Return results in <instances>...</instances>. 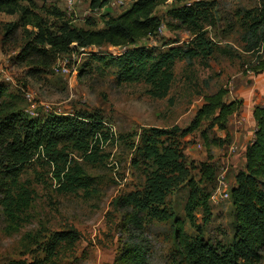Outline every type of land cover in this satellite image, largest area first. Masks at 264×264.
Returning <instances> with one entry per match:
<instances>
[{
	"label": "rangeland",
	"instance_id": "obj_1",
	"mask_svg": "<svg viewBox=\"0 0 264 264\" xmlns=\"http://www.w3.org/2000/svg\"><path fill=\"white\" fill-rule=\"evenodd\" d=\"M74 1L70 6L68 0H21L30 13L27 18L21 13L0 12V86L6 89L0 99V113L5 116L11 111L29 121L88 115L102 121L107 139L98 136L81 147L59 146L62 154L56 160L40 148L16 180L0 183V264H30L35 257L45 259L52 235L69 229L79 233V240L73 250L58 252L48 264H116L129 244L142 245L146 264H188L177 246L176 219L183 223L190 241L203 239L230 246L234 240V208L231 198L222 196L231 192L237 173L245 166L242 159L232 163L237 154L230 150V139L228 145L208 148L202 136L206 131L211 139H225L230 135L229 123L227 130H221L210 119L198 131H183L190 127L205 97L220 89L229 92L227 103H241L237 116L263 104L262 100L245 105L250 97L259 99L256 92L264 95V74L259 77L263 71L256 68L261 57L264 60V42L251 49L256 42L251 37L253 24L259 28L264 21V0H191L211 3L216 19L213 26H205L195 35L168 26L175 24L167 14L172 4L160 6L156 13L164 25L161 32L138 44L155 56L151 64L171 47L198 51L204 47L205 51L191 61L175 60L174 79L164 97L158 96L155 86L145 79L122 80V65L107 55H120L118 48L91 47L46 60L21 56L37 32L38 19L57 31L61 20L54 13L59 11L66 13L65 20L73 27L100 30L107 14L120 15L134 0H109L101 10L91 7L92 0ZM259 32L263 36L261 28ZM27 94L35 103L34 113L29 110ZM149 143L160 152L174 144L183 152L187 165L216 166L214 186L202 180L198 169H190L189 177L195 180L202 198L205 191L211 194L210 216L204 214L201 201L190 205L192 191L185 181L159 205L163 213H145L142 230L126 226L127 212L115 210L112 203L131 192L146 190L147 180L156 169L143 154ZM70 173L77 177L72 184L65 180ZM7 198L12 199L10 211L2 203ZM190 206L194 207L192 211ZM260 264H264V258Z\"/></svg>",
	"mask_w": 264,
	"mask_h": 264
},
{
	"label": "trees",
	"instance_id": "obj_2",
	"mask_svg": "<svg viewBox=\"0 0 264 264\" xmlns=\"http://www.w3.org/2000/svg\"><path fill=\"white\" fill-rule=\"evenodd\" d=\"M21 0H0V12L15 15L22 14V18L29 16V11L21 4ZM109 0H92L94 10L105 9ZM172 4L168 16L175 22L168 23L173 30L186 29L193 35L200 34L205 26H213L215 17L212 4L207 1L191 0H134L130 7L118 16L107 14L104 28L90 30L73 27L66 19V13L55 11L54 15L61 20L57 31L47 28L38 19L36 34L23 49L21 56L31 58L38 56L59 58L61 55L86 50L91 47L104 48L107 46L126 49L120 55L107 54L111 60L122 65L121 77L124 81L133 82L145 79L152 83L158 96L167 95L174 79L173 63L177 59L193 60L202 52L204 47L173 48L169 53H163L153 65L155 56L147 47L138 46L139 42L156 37L163 28L162 19L157 15L160 6ZM264 5V4H263ZM264 20V8H263ZM261 22V21H260ZM259 22V24H260ZM251 37L256 39L254 48L259 42H264V21L259 28L253 24ZM209 54V52H208ZM260 71L264 70V60L261 57ZM228 91L220 89L216 93L206 96L204 104L198 110L190 127L183 134L201 129L203 124L212 119L221 130H227L228 123L241 108L239 101L226 102ZM6 94V89L0 86V99ZM253 116L256 121V131L252 143L246 150V164L244 169L236 175V184L231 190L230 198L234 208V240L230 246L220 243L214 245L203 239L190 241L184 225L179 219L175 223V237L177 246L188 264H260L264 258V104L254 108ZM102 121L90 118L88 115L50 116L43 121L27 120L17 117L9 111L5 116L0 113V183L4 179L16 180L18 172L32 159L33 152L43 148L56 160L61 155L59 146H84L98 136L107 139ZM203 139L208 148L230 144V137L225 139L210 138L206 131H202ZM144 156L152 160L156 169L147 180L144 192H131L116 198L112 205L115 210L126 211L125 223L140 231L144 228L145 213H155L157 216L164 211L159 205L164 204L167 194L175 187L187 181L191 189L190 205H199L204 214L210 216L209 200L211 194L204 192L201 197L194 179H189L190 169H198L202 180L207 185L214 186L217 168L214 164L200 163L194 167L186 163L183 152L174 144L162 148L161 152L150 143L145 145ZM54 156H56L54 158ZM59 179L60 176H58ZM67 183L77 180L76 173L65 177ZM1 186V185H0ZM26 197V194H24ZM27 198V197H26ZM202 198V199H201ZM11 198L2 203L10 211ZM192 211L194 207L191 208ZM79 233L74 229L56 232L46 248V258L35 257L30 264H48L55 254L62 250H73L79 240ZM146 252L142 245L129 244L123 249L116 264H146ZM10 264H26L12 262Z\"/></svg>",
	"mask_w": 264,
	"mask_h": 264
},
{
	"label": "crops",
	"instance_id": "obj_3",
	"mask_svg": "<svg viewBox=\"0 0 264 264\" xmlns=\"http://www.w3.org/2000/svg\"><path fill=\"white\" fill-rule=\"evenodd\" d=\"M263 74L264 70L263 73L259 75V77H261ZM255 96L259 99L253 101L252 97H250V101H246L245 105L248 106L249 103L258 104L260 101H264V95L260 97L256 92ZM253 111L254 108L251 110L248 109L238 116L235 114L233 117H231L229 122V127L231 128L229 137L230 141L232 142L231 144L235 145L238 149L236 153L237 155L231 159L232 163L242 162L243 160V165L245 166L246 164V150L250 143H252L256 131V121L253 117ZM245 116L247 119H245Z\"/></svg>",
	"mask_w": 264,
	"mask_h": 264
},
{
	"label": "built area",
	"instance_id": "obj_4",
	"mask_svg": "<svg viewBox=\"0 0 264 264\" xmlns=\"http://www.w3.org/2000/svg\"><path fill=\"white\" fill-rule=\"evenodd\" d=\"M69 1V4H70V6H74V3H75V1L74 0H68ZM121 4H123V3H121ZM162 30V29H161ZM119 49V51L122 53V52H124L126 49L124 48V49H120V48H118ZM65 72H67V69H66V67L63 69ZM27 100H28V102H29V104H30V107H29V110L31 111V113H34L35 111H34V109H35V103H34V101L32 100V97H31V95L30 94H27ZM230 150L232 151V153L234 154V153H237V151H238V149H237V147L235 146V145H231V147H230ZM222 183V182H221ZM230 194H231V192H229V193H227V192H225L224 193V195L222 196V199L223 198H230ZM215 199V196H213L212 197V200H214Z\"/></svg>",
	"mask_w": 264,
	"mask_h": 264
}]
</instances>
